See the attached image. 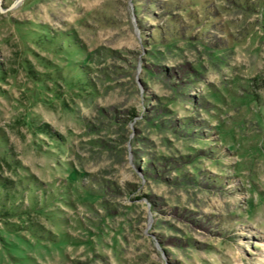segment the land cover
I'll return each instance as SVG.
<instances>
[{
    "label": "rangeland",
    "instance_id": "1",
    "mask_svg": "<svg viewBox=\"0 0 264 264\" xmlns=\"http://www.w3.org/2000/svg\"><path fill=\"white\" fill-rule=\"evenodd\" d=\"M0 264H264V0H0Z\"/></svg>",
    "mask_w": 264,
    "mask_h": 264
}]
</instances>
